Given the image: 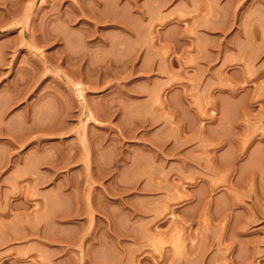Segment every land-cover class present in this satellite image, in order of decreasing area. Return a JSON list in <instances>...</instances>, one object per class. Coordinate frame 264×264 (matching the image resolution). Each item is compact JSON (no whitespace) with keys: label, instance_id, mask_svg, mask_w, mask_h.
Returning a JSON list of instances; mask_svg holds the SVG:
<instances>
[{"label":"rangeland","instance_id":"rangeland-1","mask_svg":"<svg viewBox=\"0 0 264 264\" xmlns=\"http://www.w3.org/2000/svg\"><path fill=\"white\" fill-rule=\"evenodd\" d=\"M0 264H264V0H0Z\"/></svg>","mask_w":264,"mask_h":264}]
</instances>
